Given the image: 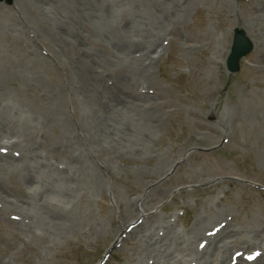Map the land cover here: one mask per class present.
Returning a JSON list of instances; mask_svg holds the SVG:
<instances>
[{
	"label": "rangeland",
	"instance_id": "1",
	"mask_svg": "<svg viewBox=\"0 0 264 264\" xmlns=\"http://www.w3.org/2000/svg\"><path fill=\"white\" fill-rule=\"evenodd\" d=\"M18 1L0 2V15L14 12ZM169 1L157 0L160 14L153 16V2L138 0V28L147 35L157 31L153 37L161 46L159 54L146 60L140 35H133L129 60L110 77L120 94L145 100L140 103L145 112L120 110L116 115L142 123L146 116L155 118L147 140L138 123L141 128L130 139L118 128L112 139L99 136L101 147L93 143L91 150H84L80 143L68 144L57 132L66 128L73 139L78 136L75 124L82 100L71 87L74 71L45 58L52 44L44 36L33 44L26 40V45L27 37L21 36L12 48L6 47L8 53L20 51L24 60L38 54L39 78L20 90V99L32 101L37 110L43 107L47 123L54 121L38 125L28 136L19 134L22 128L19 133L0 128V264H133L140 246L137 235L125 237L120 231L110 236L122 220L125 225L139 222L145 229L148 220L156 219L182 236L202 213L209 217L223 211L219 219L235 230L264 223V0ZM33 20V8H26L19 27ZM40 28L42 33L44 26ZM235 28L245 30L254 49L231 73L225 59ZM79 29L78 44L89 47L92 41L85 36L92 30L87 24ZM0 43L6 46L2 37ZM108 46L90 45L103 56ZM128 62L140 71L145 66L147 75L130 76L123 68ZM8 91H13L10 85ZM59 118L69 123L57 126ZM76 157L91 174L81 189L90 225H80L53 244L25 234L11 206L2 202L6 199L16 211L29 206L34 188L25 183L19 165L31 163L42 182L35 195L40 197L47 189H74L62 170L65 161ZM93 175L100 184L92 182ZM137 204L145 206L143 216L135 212Z\"/></svg>",
	"mask_w": 264,
	"mask_h": 264
},
{
	"label": "bare ground",
	"instance_id": "2",
	"mask_svg": "<svg viewBox=\"0 0 264 264\" xmlns=\"http://www.w3.org/2000/svg\"><path fill=\"white\" fill-rule=\"evenodd\" d=\"M150 2H153V16H159L160 6L156 3L157 0ZM165 4L167 5L166 2ZM138 5V0H19L14 12L0 15V38L6 44L0 43V128L7 133H19L18 130L22 128L19 134L28 136V133L36 132L38 125L47 127L54 121L51 122L50 119L47 123L48 119L42 113L45 110L43 107L37 110L32 101L25 104L20 99V90L29 87L33 79L39 78L42 64L38 62V54L31 57L29 53L30 58L24 60L20 51L12 50L8 53L6 49L8 46L12 48V44L21 36L27 37L24 45L26 40L33 44L44 36L52 44L45 58L74 71L71 87L74 92L79 93L82 100L78 102L80 117L75 124L78 136L73 139L66 128L58 131V135L65 137L68 144L80 143L84 145V150H91L93 143L94 146H102L99 136L112 139L113 131L119 128L130 139L141 128L139 124H143L142 135L147 140L151 128L156 124L155 118L146 116L142 123L133 121V118L120 120L116 115L120 110L145 112L146 109L140 104L145 100L120 94L118 87L110 79L111 73L118 70L120 63L124 64L129 60L130 53L135 49L133 35H140L143 42L141 52L146 60L152 61L159 54L161 46H156L153 37L157 31L153 29L154 34L147 35L138 28L141 20ZM26 8H33L34 20L27 23L26 28H22L19 27L18 20L22 18ZM90 22L93 23L92 26ZM86 24L92 31L91 36L88 33L85 37H89L92 43L100 46L110 43L111 47L108 46L110 49L105 50V56L96 53L90 47L92 43L84 48L78 44V38L81 37L79 26ZM42 26L44 29L41 33ZM129 63L123 68L128 70L130 76L136 77L138 73L141 77L147 75L145 66L140 71L141 68L136 69ZM148 77L146 78L149 79ZM8 85L13 88L11 93ZM15 103H18L16 108L12 107ZM17 108L19 109L16 110ZM21 114L25 116L21 118ZM66 120L67 118L56 119L55 124L61 126L64 122L69 123ZM66 162L68 164L62 171L68 174L69 184H73L74 189H69L64 194L57 189H47L40 197L35 196L42 182L33 173L31 163L24 166L25 162H22L19 165L21 175L25 183L34 188L31 201L25 195L29 206L26 210L16 211L6 199L3 198L2 201L4 206H11V213L19 220V226L25 234L39 235L48 244L55 243L66 233L77 232L80 225L84 224L85 227L92 221L89 211L83 207L81 195V189L91 179L89 166L81 157ZM158 168L159 166L156 169ZM92 182L100 184V180L94 175ZM47 193L49 194L46 195ZM78 197L79 203L76 205ZM74 205L76 206L73 207ZM141 206L137 204L135 212L143 216L145 206ZM222 214L223 211L209 217L203 213L196 215L189 234H186L188 236H182L169 224L156 219L148 220L145 229L139 222L125 225L122 220L110 236L120 231L125 237L137 235L140 246L136 249L137 257L133 264H264V223L258 222L256 226L249 223L241 230H235L219 219ZM96 224L93 220V225ZM250 248L254 255L245 253ZM238 250L241 252L237 253Z\"/></svg>",
	"mask_w": 264,
	"mask_h": 264
},
{
	"label": "water",
	"instance_id": "3",
	"mask_svg": "<svg viewBox=\"0 0 264 264\" xmlns=\"http://www.w3.org/2000/svg\"><path fill=\"white\" fill-rule=\"evenodd\" d=\"M6 1L11 2V0ZM251 49L252 42L245 36L242 30H236L231 52L227 59L228 69L231 71L237 70L240 57L247 54Z\"/></svg>",
	"mask_w": 264,
	"mask_h": 264
}]
</instances>
